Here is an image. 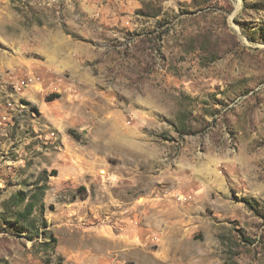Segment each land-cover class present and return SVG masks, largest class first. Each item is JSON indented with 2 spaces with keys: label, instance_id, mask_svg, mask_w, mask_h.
Returning a JSON list of instances; mask_svg holds the SVG:
<instances>
[{
  "label": "rangeland",
  "instance_id": "1",
  "mask_svg": "<svg viewBox=\"0 0 264 264\" xmlns=\"http://www.w3.org/2000/svg\"><path fill=\"white\" fill-rule=\"evenodd\" d=\"M0 264H264V0H0Z\"/></svg>",
  "mask_w": 264,
  "mask_h": 264
},
{
  "label": "trees",
  "instance_id": "2",
  "mask_svg": "<svg viewBox=\"0 0 264 264\" xmlns=\"http://www.w3.org/2000/svg\"><path fill=\"white\" fill-rule=\"evenodd\" d=\"M54 97H58V96H54ZM49 99V98H48ZM50 101V100H49Z\"/></svg>",
  "mask_w": 264,
  "mask_h": 264
}]
</instances>
